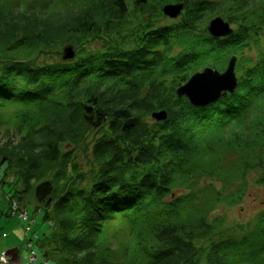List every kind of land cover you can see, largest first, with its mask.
Instances as JSON below:
<instances>
[{
	"label": "trees",
	"instance_id": "trees-1",
	"mask_svg": "<svg viewBox=\"0 0 264 264\" xmlns=\"http://www.w3.org/2000/svg\"><path fill=\"white\" fill-rule=\"evenodd\" d=\"M217 15L228 36L206 31ZM263 36L264 0H0V183L52 226L44 264H264V208L215 213L264 187ZM231 55L232 93L177 96Z\"/></svg>",
	"mask_w": 264,
	"mask_h": 264
},
{
	"label": "rangeland",
	"instance_id": "rangeland-1",
	"mask_svg": "<svg viewBox=\"0 0 264 264\" xmlns=\"http://www.w3.org/2000/svg\"><path fill=\"white\" fill-rule=\"evenodd\" d=\"M168 21H170V18L166 17L160 23ZM262 44L264 45V36ZM3 132L4 130L0 126V143L5 141ZM12 136H14L13 141L16 142L18 135L12 133ZM95 136L96 134L92 132L86 139L88 141L87 150L81 152V148L77 149V161L85 163L86 156L84 154L86 151L89 154L90 143H92ZM83 167L85 168V166ZM1 172L2 168L0 169V176ZM12 178V173L8 172L4 178L5 181L0 183V254L8 248V244L12 243L13 246L20 248L22 264H30L33 261L32 255L36 256V259L32 263L38 264L39 262H43V259H41L40 251L37 248V239L41 238L43 234H48L52 226L42 219L43 211H34L35 203L33 197L27 196L29 197L28 200L18 202L11 196L14 189ZM18 186L21 187L19 184ZM252 186L240 205L228 208L227 210L219 209L215 213H224L226 222L230 224L249 221L256 212L264 208V187ZM13 199L16 201L17 209H21V214L26 215L25 219H22L17 213H12L10 202L12 204Z\"/></svg>",
	"mask_w": 264,
	"mask_h": 264
},
{
	"label": "water",
	"instance_id": "water-1",
	"mask_svg": "<svg viewBox=\"0 0 264 264\" xmlns=\"http://www.w3.org/2000/svg\"><path fill=\"white\" fill-rule=\"evenodd\" d=\"M182 8V3H168L162 6V12L166 16L177 17ZM206 31L212 37L218 38L229 35L233 29L227 20L217 15L207 22ZM73 55L74 51L71 47L63 49V58H71ZM236 59L235 55H231L222 71L205 66L194 72L184 83L177 86L175 90L177 96H185L192 105L203 107L219 99L227 92L232 93L237 84ZM151 116L160 121L167 118V112L158 110L152 112ZM0 264H21L19 247L13 246L3 250L0 254Z\"/></svg>",
	"mask_w": 264,
	"mask_h": 264
},
{
	"label": "built area",
	"instance_id": "built-area-1",
	"mask_svg": "<svg viewBox=\"0 0 264 264\" xmlns=\"http://www.w3.org/2000/svg\"><path fill=\"white\" fill-rule=\"evenodd\" d=\"M12 206H13V207H12V213H17V214H19V215L21 216L22 219H25V218H26V215H25V214L22 215V214H21V211L16 212V211H18V209H17V205H16V202H15V201L12 202ZM35 259H36V256H35V255H32V260L34 261ZM33 261H32V262H33ZM32 262H31L30 264H33ZM21 264H22V263H21Z\"/></svg>",
	"mask_w": 264,
	"mask_h": 264
},
{
	"label": "crops",
	"instance_id": "crops-1",
	"mask_svg": "<svg viewBox=\"0 0 264 264\" xmlns=\"http://www.w3.org/2000/svg\"><path fill=\"white\" fill-rule=\"evenodd\" d=\"M15 245H16V244H15ZM7 246H8V248L11 247V246L13 247L12 243H11V244H8ZM20 254H21V252H20Z\"/></svg>",
	"mask_w": 264,
	"mask_h": 264
}]
</instances>
